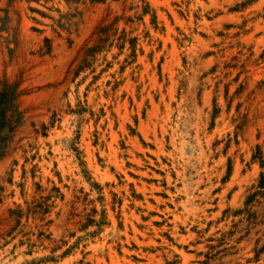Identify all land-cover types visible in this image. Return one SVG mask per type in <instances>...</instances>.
Segmentation results:
<instances>
[{"label": "rangeland", "instance_id": "374dc122", "mask_svg": "<svg viewBox=\"0 0 264 264\" xmlns=\"http://www.w3.org/2000/svg\"><path fill=\"white\" fill-rule=\"evenodd\" d=\"M0 264H264V0H0Z\"/></svg>", "mask_w": 264, "mask_h": 264}, {"label": "trees", "instance_id": "16d2710c", "mask_svg": "<svg viewBox=\"0 0 264 264\" xmlns=\"http://www.w3.org/2000/svg\"><path fill=\"white\" fill-rule=\"evenodd\" d=\"M13 100L3 95L0 98V133L8 126Z\"/></svg>", "mask_w": 264, "mask_h": 264}]
</instances>
